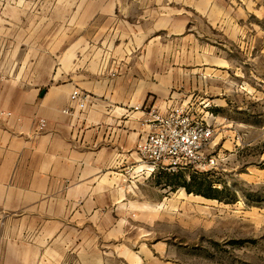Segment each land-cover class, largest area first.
I'll return each instance as SVG.
<instances>
[{"label":"rangeland","instance_id":"obj_1","mask_svg":"<svg viewBox=\"0 0 264 264\" xmlns=\"http://www.w3.org/2000/svg\"><path fill=\"white\" fill-rule=\"evenodd\" d=\"M90 62L97 80L131 85L134 104L203 111L215 164L143 170L85 224L76 264H264V0H0L1 175L20 118ZM194 176L222 199L189 192ZM22 225L0 223V264H29Z\"/></svg>","mask_w":264,"mask_h":264},{"label":"crops","instance_id":"obj_2","mask_svg":"<svg viewBox=\"0 0 264 264\" xmlns=\"http://www.w3.org/2000/svg\"><path fill=\"white\" fill-rule=\"evenodd\" d=\"M117 63L123 71L120 58ZM98 65L60 73L68 82L44 90L20 118L17 128L25 137L11 161L2 163L7 165L0 174V223H23L17 229L21 246L31 249L29 264H76L74 255L85 253V224L99 222L104 208L116 206L146 167H139L137 149L147 126L143 112L132 110V86L97 80ZM77 87L91 98L85 109L66 113ZM103 95L107 101L98 97ZM40 118L47 120L42 132L37 131Z\"/></svg>","mask_w":264,"mask_h":264},{"label":"built area","instance_id":"obj_3","mask_svg":"<svg viewBox=\"0 0 264 264\" xmlns=\"http://www.w3.org/2000/svg\"><path fill=\"white\" fill-rule=\"evenodd\" d=\"M90 98L88 92L77 87L70 95L71 107L64 111L72 113L75 107L83 110ZM132 110L143 112V123L147 126L145 138L137 149L139 161L146 165L143 170L153 172L162 168L176 172L190 166L215 164V159L205 154L214 137L213 123L203 111L194 109L190 101L174 104L170 100L161 109L155 100L147 99L134 104ZM4 114L10 115L9 112ZM46 127L47 120L40 118L37 130L41 132Z\"/></svg>","mask_w":264,"mask_h":264},{"label":"trees","instance_id":"obj_4","mask_svg":"<svg viewBox=\"0 0 264 264\" xmlns=\"http://www.w3.org/2000/svg\"><path fill=\"white\" fill-rule=\"evenodd\" d=\"M204 173H202L203 175ZM189 192H195L197 194L204 195L208 198L222 199L220 194L223 192L222 189L218 188L212 180L207 177L194 176L191 178L189 183L183 184Z\"/></svg>","mask_w":264,"mask_h":264}]
</instances>
